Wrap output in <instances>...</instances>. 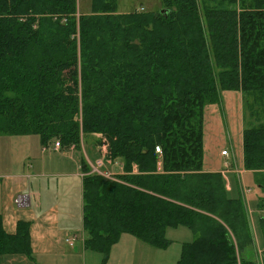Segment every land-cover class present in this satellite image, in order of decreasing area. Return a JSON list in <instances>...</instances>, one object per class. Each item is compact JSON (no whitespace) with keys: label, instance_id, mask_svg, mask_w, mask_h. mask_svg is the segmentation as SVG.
Returning <instances> with one entry per match:
<instances>
[{"label":"trees","instance_id":"1","mask_svg":"<svg viewBox=\"0 0 264 264\" xmlns=\"http://www.w3.org/2000/svg\"><path fill=\"white\" fill-rule=\"evenodd\" d=\"M228 1L202 14L198 0L129 13L92 0L78 16L77 0H0V135L69 150L98 133L123 163L108 180L81 160L84 246L103 263L123 234L166 249L180 226L194 238L176 264L257 263L243 196L203 169L205 106L238 90L264 264V0ZM11 253L32 257L30 224L9 234L0 215V255Z\"/></svg>","mask_w":264,"mask_h":264},{"label":"crops","instance_id":"2","mask_svg":"<svg viewBox=\"0 0 264 264\" xmlns=\"http://www.w3.org/2000/svg\"><path fill=\"white\" fill-rule=\"evenodd\" d=\"M246 126L241 91H222L216 103L207 104L204 109L203 169L206 172H221L223 176L235 175L238 184L236 187L231 183L232 190L229 193L231 196H243L256 246L260 251L262 238L257 223L260 212L250 206V195L254 190L248 187L246 181V178H254V173L244 167L243 132ZM10 137H16L6 138L15 150L14 154L5 156L0 152V165L9 164L11 168L5 171L1 167L0 170V215L4 229L9 234L16 233L20 221L30 224L32 257L23 253L2 254L0 264H164L165 256L162 263L159 256L150 260L148 244H143L142 240L131 234H123L120 241L112 246L105 263L102 253V258H99L90 252L94 250L84 246L87 235L83 227L84 173L81 160L84 158L88 165L89 161L93 162L84 151V144L81 147L87 159L82 155L81 148L60 151L51 149L55 154H48L47 151L51 150L43 151L41 143L42 150L38 151V156L34 149L31 150L35 140L26 136ZM229 140L231 148L228 151L225 145ZM5 142L4 138H0V145L4 146ZM95 146L97 157L94 161L99 158ZM223 150H227L228 155H222ZM227 163H230L231 169H226ZM72 185L76 186L75 193ZM246 188L251 189L247 194ZM19 197L20 203L16 201ZM73 234H77L78 238L74 246H70L66 239ZM166 236L171 243L166 249L159 250L162 253L169 252L176 242L168 237V229ZM193 238L189 236L188 240L176 248L177 253L166 256L173 257L172 260L170 258L171 264L178 262L183 244L191 242Z\"/></svg>","mask_w":264,"mask_h":264},{"label":"rangeland","instance_id":"3","mask_svg":"<svg viewBox=\"0 0 264 264\" xmlns=\"http://www.w3.org/2000/svg\"><path fill=\"white\" fill-rule=\"evenodd\" d=\"M222 2H225V5H228V6L230 4L228 0H198L199 8H200V11L202 14H204V9H206V7H215L216 5H218ZM77 5H78V13H77L78 16L80 13L87 14V13L91 12L92 0H77ZM143 9H145L147 11H156L157 12V11H162L164 8H163L162 0H118V12L119 13H129V12H133L136 10H143ZM246 121L247 122L250 121L249 117L247 116V113H246ZM102 137L104 138L103 135L98 134V133L90 134L89 136H86L84 138H83V136H81V145L84 144V149H85L84 151H86V153L88 154V157L92 161H94V159L97 157L96 152H95V148H96L95 145L97 143H99L100 145H97V146H101L102 143H100V142L102 140H100V139H102ZM0 138H2V139L4 138L6 141L4 146H2V144L0 145V152H3V154L5 156L13 155L15 150L12 149L10 142L7 143L8 142L7 139L8 138L9 139L10 138H16V137H10V135H1ZM25 138L35 140V144H33V146L31 147V150L34 149V151H36L35 154H37L40 149L42 150L41 145H40V138L37 135H29V136H26ZM93 144H95V145H93ZM225 147L227 148L228 151L230 150V148H231L230 140L227 141ZM84 151H83V147H81L82 155L87 159V156L85 155ZM53 152H55V151H52V150L47 151L48 154H50V153L55 154ZM106 152H107L106 163L107 162L110 163V162H112V158L110 157V148L108 146L106 148ZM37 155L39 156V154H37ZM1 167H3V169L5 171H9L11 169L9 164H1L0 170H1ZM108 167H111V166L108 165ZM253 176H254V178L253 177L252 178H246V181H247L248 187H250V188L252 187L254 190V192L250 195V199H251L250 206L253 209H255V203H256L259 191H258V187H256L257 186L256 175L253 174ZM224 181H225V188H226L228 193L232 190L231 185H230L231 183H232V186L236 185V187H237L238 182L236 181V177L233 174L224 176ZM72 189L75 193L76 186L72 185ZM257 192H258V194H256ZM189 236L194 237V234L187 227L182 226V227H179L176 229H174V228L168 229V237L171 240H176V242L174 243L173 247H171L169 252L167 251L165 253H162L163 251H159L160 249H158V248L154 249L155 247H153L149 244L147 245V243H145V242L143 244H146L150 249V253H149L150 254L149 255L150 260L155 258V256H159L160 260H161L160 262L162 263L163 256H165L164 264H171L170 261L173 259V257L167 258L166 256H168V254H172L173 252L177 253L176 248H178V246L181 245L183 243V241H185L186 239L188 240ZM256 248H257V253H258V261L256 264H262V250L259 251L258 246H256ZM157 251L159 252V254ZM90 252H92L93 254H96L99 258H102L101 253H99L97 251H90ZM170 258H171V260H170ZM101 260L102 259L99 260L100 263H101Z\"/></svg>","mask_w":264,"mask_h":264},{"label":"built area","instance_id":"4","mask_svg":"<svg viewBox=\"0 0 264 264\" xmlns=\"http://www.w3.org/2000/svg\"><path fill=\"white\" fill-rule=\"evenodd\" d=\"M64 21L66 20V18L63 19ZM102 140L100 143L101 146H97L98 151H99V158H97L95 161L90 162L89 161V167L91 168L90 173H95V174H99L101 176H103L105 179L108 180H117V176L119 174L124 173L123 171V163L119 160L116 161H112L110 163H106L107 160V152H106V148L107 146L109 147V143L108 141L102 137ZM96 145H100L99 143H97ZM55 150V151H60L62 150V144L60 141H56L54 142L52 145H47L43 147V151H47V150ZM75 147L71 146V148L69 150H74ZM157 152H161L160 148L157 147L156 148ZM222 155H228L227 150H223L222 151ZM108 165H110L111 167H108ZM226 169H231V165L230 163L225 164ZM251 191L250 188H246L245 193H249ZM18 203L21 202V197H19L16 200ZM78 236L77 234H73L72 236L68 237L66 239V242L70 245V246H74L76 240H77Z\"/></svg>","mask_w":264,"mask_h":264},{"label":"water","instance_id":"5","mask_svg":"<svg viewBox=\"0 0 264 264\" xmlns=\"http://www.w3.org/2000/svg\"><path fill=\"white\" fill-rule=\"evenodd\" d=\"M165 11V9H163L161 12H164Z\"/></svg>","mask_w":264,"mask_h":264}]
</instances>
